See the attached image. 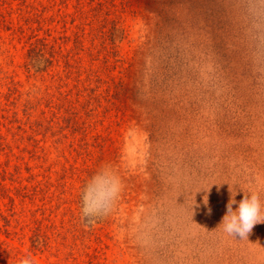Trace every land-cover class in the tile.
<instances>
[{
    "label": "rangeland",
    "instance_id": "rangeland-1",
    "mask_svg": "<svg viewBox=\"0 0 264 264\" xmlns=\"http://www.w3.org/2000/svg\"><path fill=\"white\" fill-rule=\"evenodd\" d=\"M113 5L119 21L114 47L107 41L105 57L92 66L90 51L100 47L83 31V70L98 67L103 80L95 110H83L87 92L77 94L87 82L69 80L60 90H73L65 106L75 111L52 122L46 98L48 92L58 96L51 75L63 67L47 73L32 62L31 35L59 47L57 37L73 36L76 28L69 21L66 29L65 13L52 9L41 18L47 32L38 30V0H0V122L11 145L0 147V169L13 174L4 183L21 219L8 236L0 219V264H19L27 255L37 264H264V223L244 239L218 228L231 191L235 210L244 192L264 182V0ZM65 43L69 50L72 40ZM18 119L46 125L36 136L37 155L28 124L16 147ZM74 122L77 128L60 131ZM126 135L132 147L137 140L147 145L146 164L133 169V157L124 158ZM104 172L118 175L123 191L109 214L92 217V224L83 217L82 196ZM19 187L28 190L25 201ZM1 206L11 213L12 206ZM38 225L42 231L34 238Z\"/></svg>",
    "mask_w": 264,
    "mask_h": 264
},
{
    "label": "trees",
    "instance_id": "trees-1",
    "mask_svg": "<svg viewBox=\"0 0 264 264\" xmlns=\"http://www.w3.org/2000/svg\"><path fill=\"white\" fill-rule=\"evenodd\" d=\"M115 0H38V3L40 6H35V12H33L34 17L37 20V29L38 30H44V25L42 24L43 21H41V18H44V12L50 11L52 9H56L57 14L65 13L63 15L64 17V27L66 28L67 24L72 23L75 26L74 34L73 36H69L65 32V36L57 37L59 39V47H56L55 44H51L50 41L46 37H38V34L31 35V38H35L34 42L31 43V61L40 64L43 67V71L51 70V68L55 65L58 66V69L60 67H63L62 72H58L56 74H52L51 77L53 78V81L57 82V87L59 89L58 96L55 97V95H51L49 92L47 93L46 98V104L45 106L52 111L55 116L52 120H63L65 119L64 116H61L60 114L70 113L71 115L73 113L70 111H75L76 107L70 106V108L66 107L67 105H71L70 96L73 94V90H67L61 91L60 88L64 86V83H68L69 80H76L78 83L81 81L86 83L87 86L85 89L79 88L77 91L78 97L80 98L83 96L84 92H87V96H89L87 100V104L82 106L84 107L83 110L85 111H94L95 108H92V102L98 99V95L96 94L97 89L103 85V80L101 78V75L99 74L98 67H95V70L91 67L88 68V70H83L82 62L83 59L86 56V49L84 48V36L85 33L83 31L89 30V33L91 34L93 42L96 43V46H99V49H96L95 54L94 51H90L89 57L91 66L94 61H99L101 58L105 57V49L107 48V45L105 44L107 41L111 43L114 47V42L116 40L117 31L119 30L117 20V8H115L116 5H113V2ZM73 6L74 10L70 11V6ZM125 5V3H124ZM65 9H68L66 11ZM32 12V11H29ZM113 14L116 15V18L113 17ZM57 20L53 19L52 23ZM67 29V28H66ZM65 29V31H67ZM35 31V30H34ZM47 32V30H44ZM64 31V30H63ZM62 31V32H63ZM83 32V33H82ZM94 37V38H93ZM72 40V46H70V49L67 50L63 47V43L66 41V46H69L68 42ZM95 46V45H94ZM59 50V51H58ZM102 51H104V55L101 54ZM103 55V56H102ZM87 72V77L83 81L81 79L82 74ZM105 82V81H104ZM89 91V92H88ZM79 101V99L77 100ZM79 103V102H78ZM66 105V106H65ZM32 109L31 104L28 103L26 106V110ZM17 121H20L19 119ZM21 122V121H20ZM4 123L0 122V147L1 150H7L10 149L11 145L8 144L6 141V137H4L1 133V125ZM29 125V128L31 129V132H29L28 128H26V125ZM45 124H42V121L40 120H34V121H26L21 122L20 126L18 127V131L22 132L19 136V133L16 131L14 132L15 140L17 141V148H20V145L18 144L19 141L23 140L25 137V133L29 134V142L33 145V149L31 150V153L33 155H37L38 151L37 149L40 147V140L36 138L37 135L40 134L41 128L43 131V127H45ZM77 128L76 122L74 124L61 127V132L65 130V128ZM53 128V125H48L47 129ZM9 130H12L9 128ZM48 132V131H47ZM46 132V133H47ZM46 133L44 136H46ZM62 134V133H61ZM63 135H65L63 133ZM62 135V136H63ZM21 139V140H20ZM14 140V141H15ZM13 145V144H12ZM28 151V147H25L23 150ZM44 151V147H42ZM10 152H13L14 149L11 148L9 150ZM19 160H23L24 157H19L20 155H16V153L13 152V155ZM19 167L17 166V169ZM8 175L11 177L13 176L12 173L8 172L6 168L0 169V178H2V181L0 180V219H3L4 226H5V232L8 235L11 233H17V231L12 230L11 227L13 226V221L17 222V226L19 227L21 225V219L16 218V212L14 210L13 205L15 204V198L8 193L10 189L6 186L4 181L8 178ZM19 177V176H18ZM17 177V179H18ZM15 179V181L17 180ZM22 183V182H19ZM23 189V190H22ZM18 191L20 193V196L23 198L22 200L25 201L26 197L29 196L28 190H26V187L18 188ZM38 193V188L34 189L33 194ZM8 199L7 203H4V201ZM7 205L12 206L10 209L12 210L11 213L5 215L2 212V206L1 205ZM15 206V205H14ZM36 221V219H35ZM23 228V227H22ZM42 231V225H38L36 228V232H34V238L36 235H39V232ZM35 240V239H34ZM5 253L8 254V250L5 251Z\"/></svg>",
    "mask_w": 264,
    "mask_h": 264
},
{
    "label": "clouds",
    "instance_id": "clouds-1",
    "mask_svg": "<svg viewBox=\"0 0 264 264\" xmlns=\"http://www.w3.org/2000/svg\"><path fill=\"white\" fill-rule=\"evenodd\" d=\"M146 139V135L144 137ZM125 159L130 154L133 159L131 166L134 169L138 165H144L147 162V145H140L139 140L136 141V147H132L127 143V135L125 137ZM258 187L244 192L243 199L239 202L238 208L234 210L233 205L237 204L235 195L231 189V198L226 205V213L218 228H222L223 232L240 236L242 239L248 238L254 226L264 223V202L261 200V192H264V182L259 179ZM123 191V182L121 178L110 172L95 175L85 187L83 192V217L89 218V223L94 224L92 217L100 215H108L119 199ZM204 203H208V199ZM209 214L211 209H208ZM87 227V225H86ZM19 264H37L36 260L27 255L19 261Z\"/></svg>",
    "mask_w": 264,
    "mask_h": 264
}]
</instances>
